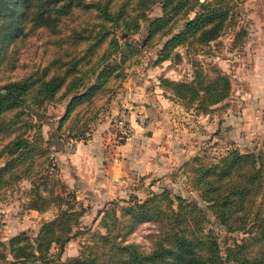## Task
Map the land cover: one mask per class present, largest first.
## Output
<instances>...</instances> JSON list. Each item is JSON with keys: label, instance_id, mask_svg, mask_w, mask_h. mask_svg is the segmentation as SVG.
I'll list each match as a JSON object with an SVG mask.
<instances>
[{"label": "rangeland", "instance_id": "rangeland-1", "mask_svg": "<svg viewBox=\"0 0 264 264\" xmlns=\"http://www.w3.org/2000/svg\"><path fill=\"white\" fill-rule=\"evenodd\" d=\"M125 1L127 10L134 8L135 0H114L112 9L117 10ZM222 1L230 8V15L219 38L206 44L179 46L169 58L160 62L157 61L159 50L167 38L156 36L148 39L150 21L162 15V4L156 3L147 12L149 19L141 21V29L138 32L126 35L120 30L116 31L120 43L125 45L124 42L127 41L139 50L122 64V75L112 78L92 102L77 108L60 128L59 122L65 113L69 98L62 102H48L39 108L27 107L20 120L12 126L14 131L9 135H0L1 149L15 134L23 131L31 138L36 128L30 124H37L44 135L43 146L49 147L50 159L40 165L43 157L35 155L33 176L0 190V232L6 237V242L23 229L31 236H36L44 221L54 219L70 204L75 205L77 209L85 206L88 211L79 224L74 226V236L66 245L62 260L79 257L92 247H97L101 236L109 230L117 233L124 206L137 198L143 201L152 193H160L165 189L170 190L173 195L196 201L206 210L209 221L204 223V228L206 231H214L223 250L235 241L242 242L245 239L247 242L248 234L228 232L216 223L207 203L202 201L194 186V168L198 163L217 162L221 156L233 149L243 152L264 151V0ZM193 16L194 13L190 14V17ZM100 21L93 10L76 7L61 20V31L57 33L46 28L30 30V24L25 22L23 33L10 42L5 57L0 62V87L10 81L29 76L34 79L43 76L46 68L50 69L47 73L49 77L55 73L62 74L73 61L86 53L94 40L93 37L89 40L79 39L77 42L73 38L74 33L83 31L88 35L92 32V27ZM183 26L184 21H179L175 32L183 29ZM107 44L109 46V38L94 49L93 61L87 62V59L91 58L87 56L78 68L90 69L99 55L104 53ZM119 57V53H114L110 62H119ZM96 66H93V69ZM217 73L229 77L230 95L207 112L175 97L161 82V78L186 82L209 80ZM86 77H90L91 83L95 80L92 71ZM118 101L128 103L125 106L121 104L118 112H115L119 106ZM140 101L147 106L148 103H158L157 107L161 109L157 112L159 118L156 123L155 119L151 121L145 117L144 126L136 128L140 129L144 139L147 129L152 131L160 124L159 128L163 130V136L155 142L158 145H154L155 150L142 146V151L138 150L140 159L148 165H155L156 172L130 175V180L121 184L125 187V192L107 198L111 200L85 197L73 204V199L68 193L74 192L77 196L78 194L62 179L61 166L55 155L56 149L72 152L66 150L68 144L75 146L76 141L87 142L102 122L109 121V128L122 109H133ZM135 111L134 122L139 115V111ZM14 115L15 111L7 114L6 119L10 120ZM109 137L113 149L130 141ZM129 150L136 151V145L131 143ZM138 153L133 155L134 161ZM120 156L123 157L122 152ZM5 161L6 158H3L0 165ZM46 174L48 178H40ZM35 185L38 187L35 188ZM36 189H41L47 198L44 203L47 208L43 211L29 208L35 201L42 204V200L35 196ZM32 210L37 212L32 213ZM123 224H127L126 220ZM127 229L124 227L118 237H122ZM157 232L155 223H140L125 237L126 243L140 244L150 250L153 245L151 235ZM248 250L254 253L264 251V242L250 245Z\"/></svg>", "mask_w": 264, "mask_h": 264}, {"label": "trees", "instance_id": "trees-1", "mask_svg": "<svg viewBox=\"0 0 264 264\" xmlns=\"http://www.w3.org/2000/svg\"><path fill=\"white\" fill-rule=\"evenodd\" d=\"M113 2L0 0V62L10 42L23 33L25 22L30 24V30L46 28L57 33L61 31V20L76 7L93 10L101 20L88 35L83 31L74 33L73 38L77 42L93 37L94 40L86 53L73 61L62 74L55 73L49 77L50 69L46 68L43 76L35 79L29 76L0 87V135L14 131L12 126L20 120L27 107L39 108L48 102H62L69 98L59 122L60 128L77 108L92 102L112 78L122 75V64L139 50L127 41L125 45L120 43L116 31L126 35L138 32L141 21L149 19L147 12L156 3L161 2L162 15L150 21L148 39L156 36L167 38L159 50L158 62L169 58L179 46L206 44L219 38L230 15V8L222 0H135L130 11L125 5L127 1L117 10L112 9ZM193 13L194 16L190 17ZM181 20L184 21L183 29L175 32V26ZM107 38L109 46L107 44L104 53L93 63L97 66L79 69V64L87 56L91 57L87 62L93 61L94 49ZM114 53H119V62H110ZM90 71L94 75L93 83L90 77H86ZM161 82L175 97L205 112L227 99L231 91L230 79L222 73L209 80L186 82L161 78ZM14 111V117L7 120L6 115ZM30 126L36 128L31 138L23 131L15 134L0 149V161L6 158L0 165V190L33 176L35 155L43 157L40 165L50 161L49 147L43 146L41 127L37 124ZM194 172L195 189L207 203L216 223L228 232L248 234L247 242L245 239L235 241L223 250L214 231L204 228V223L209 221L206 210L196 201L173 195L165 189L152 193L143 201L137 198L124 206L117 233L109 230L101 236L97 247L79 257L62 260L66 245L74 236V226L88 211L85 206L77 209L70 204L54 219L44 221L36 236L23 229L7 242L0 240V264H264V251L254 253L248 250L250 245L264 242V151L233 149L217 162L198 163ZM47 175L40 178H48ZM62 186L66 189L65 184ZM39 190H35V196L42 200V204L35 201L29 208L43 211L47 208L44 206L47 198ZM68 195L73 204L79 200L74 192ZM124 220L127 224H123ZM145 222L155 223L158 227V232L151 235L153 245L150 250L140 244L126 243L125 239L138 224ZM124 227L128 229L119 238L118 234Z\"/></svg>", "mask_w": 264, "mask_h": 264}, {"label": "crops", "instance_id": "crops-1", "mask_svg": "<svg viewBox=\"0 0 264 264\" xmlns=\"http://www.w3.org/2000/svg\"><path fill=\"white\" fill-rule=\"evenodd\" d=\"M117 103L119 106L116 107L115 112H118L121 104L125 106L128 101H118ZM157 105L158 103L154 102L148 103L147 106L146 103L140 101L134 109H137V112L139 111L144 117L150 118L151 121L155 119L154 123H156L159 118L157 112L161 110ZM109 123V121L102 122L96 130L105 129L106 132L95 131V134L87 142L76 141L73 152H64L57 149L55 151L58 164L61 166L62 179L69 187L77 191L79 200L85 199V197L111 200L107 198H112L116 193L123 194L125 192V187L123 188L121 184L126 180H130V175H143L148 171L156 172L155 165H148L140 159L141 155H139L138 150L142 151L141 146L149 150L156 149L158 145L155 142L163 136V130L159 128L160 124L152 131L146 130V139L142 137L140 129H137L136 138L130 139L129 142L117 149H113L109 137L110 133H108ZM149 132L152 134L149 135ZM131 143L136 145V151L130 152L129 145ZM121 152L122 158L120 156ZM136 153L138 154L136 161H134L133 155H136ZM141 153L143 154V152ZM34 212L37 211L32 210V213ZM0 240H6L2 232H0Z\"/></svg>", "mask_w": 264, "mask_h": 264}, {"label": "built area", "instance_id": "built-area-1", "mask_svg": "<svg viewBox=\"0 0 264 264\" xmlns=\"http://www.w3.org/2000/svg\"><path fill=\"white\" fill-rule=\"evenodd\" d=\"M134 113H136L134 108L127 109V107H125L124 109H122L108 128V133H110V136L122 141H127L134 138L137 131L136 128L144 126L145 123V117L140 113H137V115L139 114L138 119L136 120V122H134ZM66 150H72L73 152L75 150V147L74 145L68 144L66 146Z\"/></svg>", "mask_w": 264, "mask_h": 264}, {"label": "water", "instance_id": "water-1", "mask_svg": "<svg viewBox=\"0 0 264 264\" xmlns=\"http://www.w3.org/2000/svg\"><path fill=\"white\" fill-rule=\"evenodd\" d=\"M152 133L151 132H149V135H151Z\"/></svg>", "mask_w": 264, "mask_h": 264}]
</instances>
